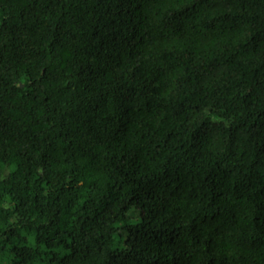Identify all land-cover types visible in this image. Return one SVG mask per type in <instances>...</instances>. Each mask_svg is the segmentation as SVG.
I'll list each match as a JSON object with an SVG mask.
<instances>
[{
	"label": "trees",
	"instance_id": "1",
	"mask_svg": "<svg viewBox=\"0 0 264 264\" xmlns=\"http://www.w3.org/2000/svg\"><path fill=\"white\" fill-rule=\"evenodd\" d=\"M0 264H264V0H0Z\"/></svg>",
	"mask_w": 264,
	"mask_h": 264
}]
</instances>
